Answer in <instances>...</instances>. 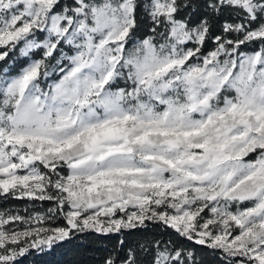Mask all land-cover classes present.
Masks as SVG:
<instances>
[{
  "label": "snow or ice",
  "instance_id": "6c2138e0",
  "mask_svg": "<svg viewBox=\"0 0 264 264\" xmlns=\"http://www.w3.org/2000/svg\"><path fill=\"white\" fill-rule=\"evenodd\" d=\"M0 197V264H264V0H0Z\"/></svg>",
  "mask_w": 264,
  "mask_h": 264
},
{
  "label": "trees",
  "instance_id": "16d2710c",
  "mask_svg": "<svg viewBox=\"0 0 264 264\" xmlns=\"http://www.w3.org/2000/svg\"><path fill=\"white\" fill-rule=\"evenodd\" d=\"M227 19L232 21V17L225 14L221 17L217 24L219 25ZM47 205H42L37 202L36 208L33 211H46ZM26 210V202L15 199H5L0 197V211H19L24 214ZM63 222L60 221L59 226ZM168 230L161 228L151 222H146V227L138 230H131L122 234H80L75 235L72 239L54 245L51 249L44 251H31L26 257L22 258V264H103L105 258L112 252L113 246L119 247L120 240H126L147 246L153 239H165L167 235L161 236V233ZM175 239V237H173ZM189 246L186 250L194 252V261L199 264L205 258L211 260V250H207V255L198 249Z\"/></svg>",
  "mask_w": 264,
  "mask_h": 264
}]
</instances>
